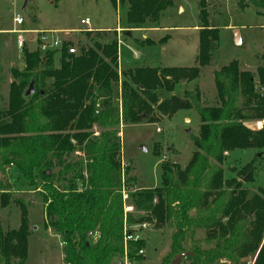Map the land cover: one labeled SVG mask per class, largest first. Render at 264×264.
Wrapping results in <instances>:
<instances>
[{
	"label": "trees",
	"instance_id": "1",
	"mask_svg": "<svg viewBox=\"0 0 264 264\" xmlns=\"http://www.w3.org/2000/svg\"><path fill=\"white\" fill-rule=\"evenodd\" d=\"M124 13V27H156L171 0H109ZM264 20V0H243ZM196 65L191 68L137 67L118 71V42L80 47L63 42L60 51L41 53L23 47L25 67L13 72L6 107L0 95V175L11 168L29 186L38 185L43 198L46 228L62 238L65 264H112L123 254L124 225H171L174 234L169 253L161 264H172L180 254L188 231L203 230L207 249L197 247L185 257L189 264H264V188L247 193L237 180L224 181L222 165L233 151H264V127L253 129L245 121L264 123V97L254 87L253 75L230 63L213 74L216 104H201L195 89L181 98L159 100V91L171 94L178 84L199 78L211 61L218 30L209 24L207 0H199ZM150 46L151 41L144 40ZM58 67L54 68V60ZM256 74L264 85V32ZM51 79L45 91L44 81ZM34 94L25 97L29 84ZM35 86L37 89H35ZM39 87H41L39 89ZM120 89V104L113 95ZM239 95L244 106H238ZM194 110L199 133L192 137L188 164L163 161L161 185L151 189L122 183L117 128L154 124L155 115L173 116ZM144 116V117H143ZM98 127L97 137L93 128ZM78 153L76 159L70 160ZM57 170V171H55ZM241 171L249 175L248 164ZM57 172V173H56ZM39 180V184L37 181ZM131 184L136 181L129 179ZM0 180V207L9 195ZM7 188L8 186H3ZM131 189V191H128ZM127 193L133 213H124ZM97 233L93 242L91 235ZM27 213L21 206L17 230L0 226V264H24L28 255ZM144 241L128 244V257L143 250ZM115 263V262H114Z\"/></svg>",
	"mask_w": 264,
	"mask_h": 264
},
{
	"label": "rangeland",
	"instance_id": "2",
	"mask_svg": "<svg viewBox=\"0 0 264 264\" xmlns=\"http://www.w3.org/2000/svg\"><path fill=\"white\" fill-rule=\"evenodd\" d=\"M171 2L172 6L161 14L154 29L135 31L124 27L123 11L120 6L113 7L109 0H0V95L3 108L7 104L13 72L20 73L25 67L23 51L14 48L13 39L8 33L14 16L19 15L24 21L22 27L14 26L15 30H48L61 41L71 43L76 52L80 47L90 46L92 40L100 44L117 40L118 71L137 67L191 68L196 65L198 52L196 27L200 25L199 0ZM207 11L209 24L218 30V42L212 48L210 64L201 69L198 79L178 84L171 94L159 91V100L181 98L183 94L197 89L202 105H215L213 74L230 63H236L240 71L250 72L256 94L264 97V85L259 84L256 74L257 67L263 65L259 58L264 32L263 18L256 14L252 6H246L243 0H207ZM84 18L90 19L89 29L80 24ZM234 31L238 32L239 43H236ZM31 37L28 35L27 40ZM146 39L152 42L150 46L142 43ZM34 48V44L30 43L29 51ZM53 67H58L57 57ZM51 83V79H46L42 89L49 90ZM119 93V87H114L113 95L118 104ZM243 100L239 95L238 106H244ZM155 117L154 124L145 120L137 125L120 124L117 128L121 144L122 183L131 185L132 189L160 187L161 163L169 161L183 169L193 152L191 140L198 135L200 126L194 110L179 111L170 117L156 114ZM259 123L254 119L245 121L244 125L256 129ZM93 132L97 137L100 129L96 126ZM78 155L76 153L70 160L81 157ZM248 164L253 167L251 181H248L249 177L243 181L246 171L241 169ZM222 168L225 182L237 180L249 194L264 188L262 150L233 151L227 154ZM131 178L136 183L131 184ZM0 180L4 181L1 189L7 191L10 198L6 207H0L1 228L4 231L17 230L22 205L27 213L28 255L24 264H65L62 238L46 228L43 198L38 185L29 186L12 168L4 176L0 175ZM6 185L8 190L3 188ZM126 206L132 208L128 201ZM173 234L171 225L146 224L140 234L144 241L141 264H161L169 253ZM204 238L203 230H190L185 235L182 248L187 253L197 247L207 249ZM255 257H248L247 264H253ZM189 263L182 258L177 264Z\"/></svg>",
	"mask_w": 264,
	"mask_h": 264
},
{
	"label": "built area",
	"instance_id": "3",
	"mask_svg": "<svg viewBox=\"0 0 264 264\" xmlns=\"http://www.w3.org/2000/svg\"><path fill=\"white\" fill-rule=\"evenodd\" d=\"M14 24L17 27H22L23 26V19L19 16L16 15L13 19ZM80 24L82 26H84L85 29H89L90 28V19L89 18H84L82 20H80ZM30 31H25V30H17L14 33L16 34V42H17V46L20 50H23V47L26 46L25 45V38L24 35L25 34H33L34 38V44H35V49H37L39 52L41 53H46L49 51H60L61 47H62V43L63 41H61L59 39V37L52 35L51 32L49 31H34L29 33ZM34 49V50H35ZM68 54L70 55H76V50L74 47H69L67 49ZM264 127V123H259L257 125L258 129H262ZM127 200V196L125 194H123V201L125 202ZM133 211V208L129 207V206H124V213H131ZM146 225L142 224V225H133V226H128V225H124V229H123V254L122 256L115 261L114 264H141V262H138L135 259H130L128 257V244L130 242L134 243L137 241H140L141 238V232L143 230H145ZM98 235L97 233H94L91 235L92 241L95 242L98 239ZM143 254V250H140L137 252L136 256H142Z\"/></svg>",
	"mask_w": 264,
	"mask_h": 264
},
{
	"label": "crops",
	"instance_id": "4",
	"mask_svg": "<svg viewBox=\"0 0 264 264\" xmlns=\"http://www.w3.org/2000/svg\"><path fill=\"white\" fill-rule=\"evenodd\" d=\"M15 17V16H14ZM14 17H13V19H14ZM13 19H12V28L8 31V33H10L11 34V37H12V39H13V42H14V48H16V50H20L19 48H18V46H17V42H16V34L14 33L15 31H17V30H15V28H14V26H16L15 24H14V22H13ZM24 24V23H23ZM17 27V26H16ZM155 27H151V28H147V29H141V30H136V31H150L151 29H154ZM196 29H197V31H199V26H197L196 27ZM25 31H30L29 33H31V32H34V31H43V30H25ZM44 31H48V30H44ZM1 32V31H0ZM28 35H30V36H32L31 37V39H28L27 40V36ZM24 38H25V45H26V47L28 48V46H29V44L30 43H33L34 44V40H33V38H34V36H33V34H25L24 35ZM145 39V38H144ZM34 46H35V44H34ZM35 49V48H34ZM213 97V96H212ZM216 97V95H214V97L213 98H215Z\"/></svg>",
	"mask_w": 264,
	"mask_h": 264
},
{
	"label": "water",
	"instance_id": "5",
	"mask_svg": "<svg viewBox=\"0 0 264 264\" xmlns=\"http://www.w3.org/2000/svg\"><path fill=\"white\" fill-rule=\"evenodd\" d=\"M26 2H27V0H26ZM234 35H235V38H236V43H239L238 32H237V31H234ZM33 84H34L33 82H31V83L29 84V87H28V89L25 91V94H24L25 97H29V96H31L32 94H34L35 90H34V85H33ZM248 177H249V175H247V176L243 179V181H246ZM187 255H189V254H188V253H185V254H180V255H178V256L176 257V259L172 262V264H177L182 258H185Z\"/></svg>",
	"mask_w": 264,
	"mask_h": 264
}]
</instances>
